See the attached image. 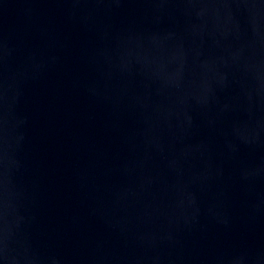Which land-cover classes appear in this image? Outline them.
Masks as SVG:
<instances>
[{
    "label": "water",
    "instance_id": "obj_1",
    "mask_svg": "<svg viewBox=\"0 0 264 264\" xmlns=\"http://www.w3.org/2000/svg\"><path fill=\"white\" fill-rule=\"evenodd\" d=\"M0 264H264V0H0Z\"/></svg>",
    "mask_w": 264,
    "mask_h": 264
}]
</instances>
